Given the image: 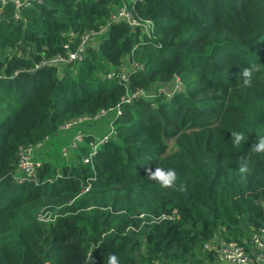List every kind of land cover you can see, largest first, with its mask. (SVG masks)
Masks as SVG:
<instances>
[{"label":"trees","instance_id":"16d2710c","mask_svg":"<svg viewBox=\"0 0 264 264\" xmlns=\"http://www.w3.org/2000/svg\"><path fill=\"white\" fill-rule=\"evenodd\" d=\"M115 2L39 0L15 20L10 3L0 11V264H108L110 254L119 264H215L205 241L242 242L261 224L264 153L250 147L264 136V0H142L133 7L148 34L108 22ZM104 24L81 60L35 67L62 52L61 33ZM172 76L182 90L171 97L119 103L125 89ZM109 108L84 124L69 163L67 150L58 167L35 152V180L18 182L17 146ZM244 155L250 174L239 172ZM157 167L176 171V187L149 178Z\"/></svg>","mask_w":264,"mask_h":264},{"label":"built area","instance_id":"2783aa9c","mask_svg":"<svg viewBox=\"0 0 264 264\" xmlns=\"http://www.w3.org/2000/svg\"><path fill=\"white\" fill-rule=\"evenodd\" d=\"M141 1L142 0H116V2L111 5L108 12V22H123L130 29L141 28L145 34H148L147 27L150 21L147 18L140 19L133 7L134 3H140ZM33 2H39V0H0V11L5 4L10 3L14 11L12 18L15 20L19 16V10L31 6ZM104 28L105 24L98 26L97 29H89L80 34L71 31L61 33L66 37V41L61 45L62 52L55 53L46 58L41 57L35 67L39 65L60 66L71 61L81 60L86 47L92 45V39L102 33ZM130 66L139 70L142 69L141 64L136 62H132ZM117 77L120 80H125L124 73H119ZM161 84L150 90H144L137 86L130 90L125 89L124 94L119 97V103H130L131 100L139 96L148 97L152 95H161L165 98H169L174 92L180 90L181 87L180 80L177 76H172L168 82ZM119 103H117L114 108L115 116H118L121 112ZM109 110L110 108L106 110L101 109L92 116H79L59 124L57 126L58 131H70L71 136L67 148L75 149L84 141L85 136L88 135L84 130V124L87 121L96 119ZM110 135H114L112 129L106 134L93 137V140L87 143L88 150L86 155L83 156L82 161H90V158L96 152L97 146L104 143ZM45 139H47V137L44 136L39 142L17 146L16 167L20 172L18 182L35 180L36 168L39 166L40 162L34 157L33 150L35 148H41V143ZM67 148L61 150L62 156H66ZM40 218H43V216L41 215ZM202 247L204 250L213 254L215 264H264V209L261 224L250 233L247 240L238 242L235 240L223 241L218 238H213L205 241ZM88 255L89 251L86 253L87 257Z\"/></svg>","mask_w":264,"mask_h":264},{"label":"clouds","instance_id":"9594fccd","mask_svg":"<svg viewBox=\"0 0 264 264\" xmlns=\"http://www.w3.org/2000/svg\"><path fill=\"white\" fill-rule=\"evenodd\" d=\"M243 76L245 77V84H249L252 78V71L248 68H245L243 71ZM231 136L233 138V144L238 146L244 141V135L242 132H232ZM251 151L254 154L264 153V136H260L257 138L254 143L251 145ZM250 160L251 157L248 155H244L240 157V165H239V172L241 174H250L252 169L250 167ZM146 174L149 176L150 179L157 181L161 184L162 187L170 188L176 187V180H177V173L174 169H163V168H155L153 171L152 169H146ZM179 190H184V186L181 184ZM88 261L90 264H95V260L93 256H89ZM108 264H119L118 258L115 254H110L108 257Z\"/></svg>","mask_w":264,"mask_h":264},{"label":"rangeland","instance_id":"374dc122","mask_svg":"<svg viewBox=\"0 0 264 264\" xmlns=\"http://www.w3.org/2000/svg\"><path fill=\"white\" fill-rule=\"evenodd\" d=\"M123 65L125 67L127 65V61ZM180 90H182V86L180 87ZM104 123H105L104 121H102V122L100 121L96 125V126H98V128H95V129L96 130H100V129L101 130H105L106 129V125ZM67 132H69V131H67ZM101 132L104 133L105 131H101ZM68 144H69L68 137L67 136L62 137L61 133L59 132L58 136L47 137V139L42 141L41 145H42L43 149L42 148H35L33 150V152L34 153L36 152L37 153L36 156L37 157L40 156V159H45L52 166L58 167L61 164H63V162H64L63 160L68 159L67 161H65L67 163H69L70 160H72V154H71V150L70 149L67 150V153H68L67 157L64 158L63 160L59 156L60 153H61V150L63 148H67ZM172 148H173L172 141L169 140L168 143H167V151L168 152L171 151ZM39 152H40V155H38ZM36 156H34V157L36 158Z\"/></svg>","mask_w":264,"mask_h":264},{"label":"crops","instance_id":"0c3cea01","mask_svg":"<svg viewBox=\"0 0 264 264\" xmlns=\"http://www.w3.org/2000/svg\"><path fill=\"white\" fill-rule=\"evenodd\" d=\"M91 135H93V134H91ZM61 136L62 137H65V136H67L68 137V140H69V138H70V131L69 132H63V134L61 133Z\"/></svg>","mask_w":264,"mask_h":264}]
</instances>
